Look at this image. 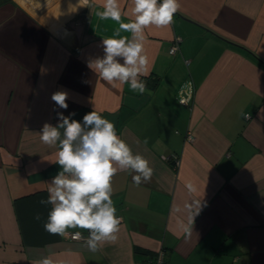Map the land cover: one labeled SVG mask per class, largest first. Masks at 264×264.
Segmentation results:
<instances>
[{
	"label": "crops",
	"instance_id": "crops-1",
	"mask_svg": "<svg viewBox=\"0 0 264 264\" xmlns=\"http://www.w3.org/2000/svg\"><path fill=\"white\" fill-rule=\"evenodd\" d=\"M70 2L0 0V264H147L159 252L165 264H264V0H178L170 26L145 29L143 95L87 66L117 27L95 16L104 0L93 11ZM119 5L123 22L134 19L131 0ZM189 82L194 97L180 104ZM57 90L69 96L65 116L94 108L154 169L139 187L127 171L112 178L123 219L117 241L95 253L43 228L51 205L39 201L60 168L36 133L57 123ZM193 199L205 206L189 237Z\"/></svg>",
	"mask_w": 264,
	"mask_h": 264
},
{
	"label": "clouds",
	"instance_id": "clouds-1",
	"mask_svg": "<svg viewBox=\"0 0 264 264\" xmlns=\"http://www.w3.org/2000/svg\"><path fill=\"white\" fill-rule=\"evenodd\" d=\"M85 5L95 10L92 0H78L75 5L70 2L68 7L76 11ZM131 5L134 19L127 23L122 21L127 13L122 12L119 0H104L102 10H95L99 20L115 21L117 27L111 37L102 38L98 45L102 55L88 60L87 66L99 80L113 86L127 84L131 92L143 95L148 91L140 78L147 74V57L143 54L145 29L170 26L180 4L178 0H131ZM50 99L57 123H43L36 135L42 144L56 149L55 164L60 170L45 182L48 196L39 201L41 205H51L43 228L50 235L71 234L74 240L83 241L87 251L95 253L105 243L117 241L123 219L117 216L111 198L112 178L118 172L127 171L132 183L139 187L151 181L154 169L143 155L133 153L129 144L117 134L115 124L94 108L78 121L73 119L75 112L65 116L59 111L68 109L67 91L57 90ZM143 143L146 145L148 141ZM185 188L189 194L197 191L192 182L186 183ZM203 206V200L199 199L186 205L190 217L184 231L189 237L192 234L190 225ZM35 219L39 221L40 215ZM69 229L86 230L88 236L85 238L81 231L69 233ZM33 264L56 262L49 255L34 260Z\"/></svg>",
	"mask_w": 264,
	"mask_h": 264
},
{
	"label": "built area",
	"instance_id": "built-area-1",
	"mask_svg": "<svg viewBox=\"0 0 264 264\" xmlns=\"http://www.w3.org/2000/svg\"><path fill=\"white\" fill-rule=\"evenodd\" d=\"M176 51V46H173L169 50V54H172ZM195 89L193 87V84L189 82L187 85L182 86L181 89H179V96H178V102L187 105L194 97ZM246 117H249L248 114H246ZM187 140L191 141V135H188L185 137ZM69 239L74 240L72 238V235H70ZM164 254L163 252L157 253L155 256H153V259H150L147 264H164ZM105 264V263H104Z\"/></svg>",
	"mask_w": 264,
	"mask_h": 264
},
{
	"label": "rangeland",
	"instance_id": "rangeland-1",
	"mask_svg": "<svg viewBox=\"0 0 264 264\" xmlns=\"http://www.w3.org/2000/svg\"><path fill=\"white\" fill-rule=\"evenodd\" d=\"M179 89H181V88H179ZM179 89H178V92H177V100H178V96H179ZM179 101V100H178ZM177 101V102H178ZM180 103V102H179ZM180 104H182V103H180Z\"/></svg>",
	"mask_w": 264,
	"mask_h": 264
},
{
	"label": "trees",
	"instance_id": "trees-1",
	"mask_svg": "<svg viewBox=\"0 0 264 264\" xmlns=\"http://www.w3.org/2000/svg\"><path fill=\"white\" fill-rule=\"evenodd\" d=\"M163 260H164V264H165V258Z\"/></svg>",
	"mask_w": 264,
	"mask_h": 264
}]
</instances>
